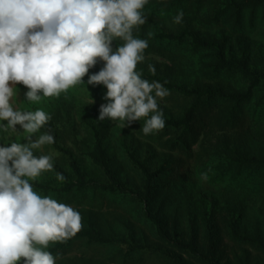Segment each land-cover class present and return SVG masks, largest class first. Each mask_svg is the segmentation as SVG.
Here are the masks:
<instances>
[{
    "label": "clouds",
    "instance_id": "obj_1",
    "mask_svg": "<svg viewBox=\"0 0 264 264\" xmlns=\"http://www.w3.org/2000/svg\"><path fill=\"white\" fill-rule=\"evenodd\" d=\"M149 2L0 0V134L11 141L0 142V264H56L50 243L65 242L83 227L78 209L34 190L33 182L54 168V155L43 147L54 144L55 137L41 132L52 117L41 107L21 108L18 84L27 89L24 100L33 104L84 83L102 85L106 102L96 120L122 128L143 121L145 136L164 129L158 98L169 91L137 70L148 41L134 30L145 24ZM183 16L178 11L173 22L182 23ZM113 41L123 43L113 48ZM100 61V70L90 73ZM149 68L155 73L154 66ZM94 103L92 95L86 98L85 105ZM19 133L25 134L23 142L12 138ZM57 179L65 178L58 173Z\"/></svg>",
    "mask_w": 264,
    "mask_h": 264
},
{
    "label": "rangeland",
    "instance_id": "obj_2",
    "mask_svg": "<svg viewBox=\"0 0 264 264\" xmlns=\"http://www.w3.org/2000/svg\"><path fill=\"white\" fill-rule=\"evenodd\" d=\"M222 2L219 3L220 7H223ZM208 7L206 6V9L200 12L202 16L209 13ZM150 8L155 10L145 12L147 16L145 24L134 30V35L142 39L154 37L162 32L177 33L190 27L189 22L196 23L201 20L184 12L183 22L176 24L173 22V17L177 14L175 8L170 12L156 10L155 4H152ZM245 12L247 16L249 11ZM220 16L222 20L217 24L212 23L214 26L206 17L205 27H202L204 35L212 34L219 40L223 32L229 33L231 23H225V14ZM250 35L252 38L247 53L250 57V67L262 69L264 68V20L255 26ZM233 42L235 46L231 51L237 55L236 58H241L242 47L235 37ZM119 43L123 41H113V48ZM225 57L229 58L228 53ZM217 58L219 55L216 50L195 49L187 40L182 43H171L168 40L155 41L152 45L148 43L145 59L137 64V70L149 81H158L152 77L157 75V78L165 77L181 85L221 83L231 88L241 85L238 75L233 73L235 69H229L227 65L218 63ZM102 65V61L98 62L94 68L90 69V73L98 72ZM150 65L155 67V73L150 71ZM87 79L88 75L84 77L85 81ZM17 87L19 88L18 98L22 101L21 108L32 110L41 107L51 114L60 144L72 152L73 158L78 161L88 178L99 181L106 179L89 156L95 141L94 128L100 131V137L111 155L118 177L129 185L138 186L141 183V177L130 161V153H134L136 157L144 161L151 170H157L161 166L166 169L165 178L160 181L161 185L155 196L156 201L152 203H140L130 196L113 194L95 188L71 192H44L34 189L42 196H51L78 209L82 215V225L88 220H94L105 235L129 242L148 243L155 242V237L153 227L145 216L147 208L165 216L168 226H174L175 222L177 227L185 233L190 232L193 222L205 230V220L210 219L215 212H221L225 216L237 214L225 196L223 197L220 193L221 185L224 184L212 181V178L219 175L221 170L220 157L212 149H200L197 145L202 135H206L212 143L217 142L215 136L219 134L232 136L233 128L226 127L220 120L227 111L224 104L219 108H212L211 111L206 108L204 113L202 112L203 120L197 130L200 132L198 141L197 144L191 145L190 154V152L177 148L172 149L171 144L167 143L168 139L173 138L172 136H178L176 133L164 137L160 141L161 144L152 136H145L140 130L143 121H135L122 128L119 124L109 120H96L100 104L106 102L104 93L107 89L102 85H88V87L86 83L77 85L66 93H62L59 98L45 97L38 104L24 100V93L27 90L25 86L18 84ZM91 95L95 97V103L85 105L86 98ZM191 99L178 92L169 91L166 97L158 98V104L164 115L178 116ZM251 118L249 116V119ZM17 128L23 131L19 125ZM250 130L249 143L254 148H259L258 143L264 142V124L254 125ZM211 131L214 133H210ZM41 132H44L43 129ZM24 135V133L13 134L12 138L23 142ZM0 142L10 143L11 141L7 139V134H0ZM43 152H51L54 155V168L42 173L34 182H44L60 187L62 183L57 179L58 172L55 167H64L68 173H71L70 157L53 145H45ZM36 154L41 153L38 151ZM185 170H191L196 177L185 179L180 174ZM205 173L207 179H201L202 174ZM56 243H50L49 250ZM125 246L127 245H122L117 241L110 244H97L78 239L67 248L53 251V253L58 254L56 264H169L152 253L142 252L129 255L126 253Z\"/></svg>",
    "mask_w": 264,
    "mask_h": 264
},
{
    "label": "trees",
    "instance_id": "obj_3",
    "mask_svg": "<svg viewBox=\"0 0 264 264\" xmlns=\"http://www.w3.org/2000/svg\"><path fill=\"white\" fill-rule=\"evenodd\" d=\"M221 2L222 0H150L145 5V12L155 10L150 8L155 4L156 10L159 11L170 12L175 8L176 13L183 10L186 14L201 19L196 23L189 22L190 27L180 32H162L154 37L145 38L150 45L155 41L168 40L171 43H182L187 40L195 49L216 50L219 55L218 63L227 65L229 69H235L233 73L238 75L241 83V85L236 83L239 85L236 88L221 83L181 85L165 77L152 76L169 91L178 92L192 99L182 108L178 116L164 115L166 121L164 129L150 136L160 142L164 137L176 133L178 136H172L173 138L168 139L167 143L171 144L172 149L177 148L191 154V145L197 144L198 141L200 132L197 130L203 120L204 111L206 108L211 111L212 108L216 109L224 104L227 111L220 120L226 127L233 128L232 136L219 134L215 136L217 142L212 143L206 135H202L197 145L200 149H212L220 157L222 167L219 175L214 176L212 181L224 184L221 185L223 189L221 188L220 193L225 196L237 214L225 216L221 212H215L210 219L205 220V230L193 222L190 232L185 233L175 222L174 226L170 227L165 216L147 208L145 216L153 227L155 242H129L111 237L105 235L94 220H88L76 236L65 242H57L50 251L65 249L78 239L97 244L117 241L127 245L125 250L129 255L152 253L169 264H264V142L258 143L259 148H254L249 143L250 129L254 125L264 124V68H251L250 57L247 54L252 38L250 33L264 20V0H224L223 7H220ZM206 6H209L210 11L206 16H202L200 12L206 9ZM247 10L249 14L246 16ZM224 14L225 23H231L229 33L223 32L219 40L212 34L202 33L206 17L214 26L213 24L222 20L220 15ZM236 33L238 35H235ZM234 37L242 47L241 58H236L237 55L231 51L235 46ZM228 46L230 47L226 52ZM226 53L229 58L225 57ZM249 116L252 118L249 119ZM43 131L51 132L55 137V143L52 145L68 154L71 173H68L64 167L56 166V171L62 173L65 178L61 181V186L33 182L35 190L71 192L95 188L130 196L140 203L156 201L155 196L161 185L160 181L165 178L164 166L151 170L144 161L134 153H130V161L139 173L141 183L138 186L129 185L118 177L111 155L100 137V131L94 128L95 141L89 156L106 179L99 181L88 178L84 169L73 158L72 152L60 144L52 120L47 123ZM180 174L185 179L196 177L191 170H185Z\"/></svg>",
    "mask_w": 264,
    "mask_h": 264
}]
</instances>
